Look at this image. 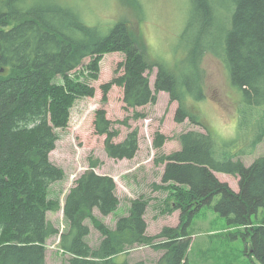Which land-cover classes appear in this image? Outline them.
Masks as SVG:
<instances>
[{"label":"trees","instance_id":"trees-1","mask_svg":"<svg viewBox=\"0 0 264 264\" xmlns=\"http://www.w3.org/2000/svg\"><path fill=\"white\" fill-rule=\"evenodd\" d=\"M80 7L61 0H0V264H46L52 236L68 255L64 264H145L127 258L140 245L163 250L157 264H189V221L205 206L227 225L241 227L231 237L241 236L254 264H264V215L253 223L264 208V154L248 164L241 159L255 153L264 136V0H189L179 34L184 58L176 69L148 60L123 20L89 25ZM103 51H120L125 58L119 63L122 74L101 86L102 102L112 85L123 88L125 108L153 104L157 92H167L178 103L175 121L188 119L205 129L180 133V148L163 157L162 180L176 186L181 213L178 226H165L157 235L146 232L142 196L131 200L128 215L113 229L93 216L94 209L108 215L118 206L116 183L94 171L97 160L74 181L62 206L48 196L51 184L64 176L49 159L58 138L54 128L66 124L75 96L95 92L68 76L85 58ZM206 53L222 58L230 84L240 93L232 141L216 139L191 108L192 101L205 98L201 62ZM152 66L157 69L153 89L146 74ZM97 67L90 61L88 75L96 78ZM93 127L105 135L108 157L130 159L137 152L138 130L114 141L119 131L104 108L95 111ZM164 140L156 132L153 147L160 149ZM217 173L235 177L237 189ZM58 209L66 223L62 231L47 216ZM87 219L101 232L97 246L85 239Z\"/></svg>","mask_w":264,"mask_h":264},{"label":"rangeland","instance_id":"rangeland-1","mask_svg":"<svg viewBox=\"0 0 264 264\" xmlns=\"http://www.w3.org/2000/svg\"><path fill=\"white\" fill-rule=\"evenodd\" d=\"M70 5L81 6L82 19L89 25H102L123 20L148 60L156 59L166 62L176 69L184 58L183 44L179 40L189 0H61ZM125 56L120 51H103L87 57L68 78L72 81L88 83L95 88L92 96H75L68 110L65 125L54 128L58 138L55 148L50 152V161L60 167L64 176L62 180L51 184L48 196L59 199L61 206L68 190L74 181L89 168L91 160L99 162L94 171L113 177L117 190L118 206L108 215H102L94 209L93 216L105 227L113 229L117 219L128 215L130 202L140 196L146 201L144 218L146 232L157 235L165 227H176L180 221L181 209L176 208L178 193L175 185L162 180L164 156L180 148L177 136L194 129L205 132L202 126L194 125L188 119L177 122L174 119L178 103L170 101L167 92H157L156 102L143 106L125 108L123 88L112 85L106 93V102H102L101 86L113 77L122 74L119 63ZM96 60L97 77L89 74L87 65ZM179 67H177L178 69ZM204 79L203 100L192 101V110L199 119L215 134L216 139L232 141L236 132L237 106L240 105V93L229 82L222 58L206 53L201 62ZM157 69L152 66L146 74L150 87L154 88ZM60 84L62 79L56 78ZM106 110V116L113 122L119 134L114 141L123 140L128 132L138 130V150L130 159H113L104 150L105 135L94 132L93 121L95 111ZM136 114L142 116L135 118ZM238 114V113H237ZM124 121L123 123H120ZM156 132L164 135L165 140L160 149L153 147ZM238 136V135H237ZM246 143H241V145ZM240 145V143H239ZM255 153L241 157L250 163L256 156L264 154V136L256 146ZM221 181H226L237 189V179L233 176L217 173ZM264 215L262 208L253 218L258 224ZM48 219L60 231L66 223L62 209L48 212ZM90 228L85 237L91 246H97L101 232L94 226L92 219H87ZM241 227L229 226L225 219L214 212L212 207L205 206L197 210L189 221V248L187 262L189 264H254L256 259L249 254V243L237 235ZM155 243L160 241L156 238ZM163 250L151 246L140 245L127 254L130 261L142 260L145 264H157ZM68 255L58 247V237L52 236L46 242V264H64Z\"/></svg>","mask_w":264,"mask_h":264}]
</instances>
